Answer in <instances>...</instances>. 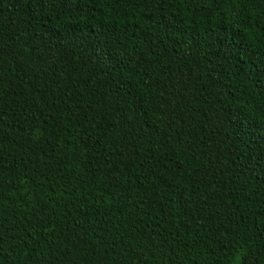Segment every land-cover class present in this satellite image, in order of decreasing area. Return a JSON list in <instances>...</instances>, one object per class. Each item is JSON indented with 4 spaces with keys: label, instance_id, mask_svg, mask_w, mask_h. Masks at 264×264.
I'll use <instances>...</instances> for the list:
<instances>
[{
    "label": "trees",
    "instance_id": "16d2710c",
    "mask_svg": "<svg viewBox=\"0 0 264 264\" xmlns=\"http://www.w3.org/2000/svg\"><path fill=\"white\" fill-rule=\"evenodd\" d=\"M0 264H264V0H0Z\"/></svg>",
    "mask_w": 264,
    "mask_h": 264
}]
</instances>
